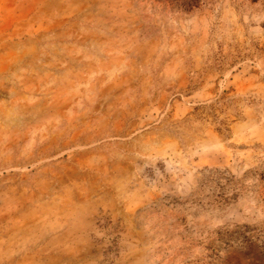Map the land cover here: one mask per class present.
I'll use <instances>...</instances> for the list:
<instances>
[{"label": "rangeland", "instance_id": "1", "mask_svg": "<svg viewBox=\"0 0 264 264\" xmlns=\"http://www.w3.org/2000/svg\"><path fill=\"white\" fill-rule=\"evenodd\" d=\"M0 264H264V0H0Z\"/></svg>", "mask_w": 264, "mask_h": 264}]
</instances>
